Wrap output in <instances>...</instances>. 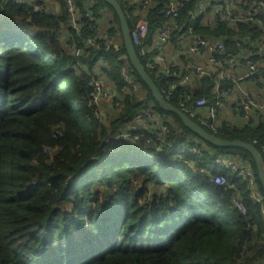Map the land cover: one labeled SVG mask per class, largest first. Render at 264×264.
<instances>
[{"label":"trees","instance_id":"16d2710c","mask_svg":"<svg viewBox=\"0 0 264 264\" xmlns=\"http://www.w3.org/2000/svg\"><path fill=\"white\" fill-rule=\"evenodd\" d=\"M74 1L80 14L88 9L87 2L94 15L103 9L111 14L101 29L115 43L108 50L81 44L78 60L88 69L100 66L122 99L121 109L106 126L94 117L89 79L57 36L61 24L69 28L66 8L54 16L0 0V264H264V191L252 157L242 149L205 142L200 154L179 148H188L196 136L156 104L123 59L114 11L103 0ZM147 1V10L140 14L137 5L118 3L130 29L139 18L148 23L146 44L151 45L157 29L169 21L163 10L170 0ZM180 1L185 8L176 22L182 25L191 21L202 0ZM260 1L231 2L248 11ZM261 31L244 22L230 25L211 19L193 25V35L223 40L222 60L254 54L251 41ZM68 33L77 43L90 36L87 26L80 35L71 28ZM176 36L172 34L171 44ZM258 58L250 56L253 63ZM139 59L144 66L145 58ZM122 69L134 75L137 94L130 93ZM214 76L195 79L166 101L179 110L186 96L189 103L213 104ZM150 77L164 96L171 79L161 73ZM248 78L263 83L264 70L257 67ZM231 87L229 80L220 84V89ZM139 96L148 102H139ZM150 103L160 117L172 115L180 129L168 137L174 148L158 152L152 144L122 143L115 151L118 145L109 143L110 134ZM228 108L240 118L241 97ZM220 119L216 137L252 144L263 155L264 114L254 113L248 121L240 118V124ZM231 155L250 165L261 203L252 199L239 174L215 167L216 160ZM217 175L225 179L224 185L213 183ZM235 198L246 215L235 207Z\"/></svg>","mask_w":264,"mask_h":264},{"label":"built area","instance_id":"2783aa9c","mask_svg":"<svg viewBox=\"0 0 264 264\" xmlns=\"http://www.w3.org/2000/svg\"><path fill=\"white\" fill-rule=\"evenodd\" d=\"M2 1L24 5L21 0ZM133 3L138 6L139 14L144 13L149 6V1L147 0H133ZM65 5L69 16V28L80 35L81 29L84 26L88 27L89 37L84 40L81 39V42L77 43L68 33L64 39V44H68L66 45L68 51L76 58V67L83 71L89 79L87 83L90 88L88 95L89 106L94 108V117L106 126L111 124L117 117L121 109L122 99L112 87L106 85L104 74L99 66H95L94 69H88L78 58L83 54L81 44L85 47L95 49L103 47L108 50L115 43L114 38L108 36L101 29L102 25L98 15H94L89 9H86L84 14H80L74 0H65ZM28 8L36 11L32 6ZM184 8L183 1L170 0L168 2L163 13L169 21L157 29L151 45L146 44L149 27L144 19H137L132 29H130L131 42L138 57L146 60L144 64L145 70H148L151 75L156 76L161 73L171 79L167 89L163 91L164 98H169L173 91L180 87H191L195 79H201L204 76L211 77L214 74L216 81L214 88L216 94L215 102L211 105H208L204 100H196L189 103L190 98L186 96L180 102V110L186 116L193 121H197L204 128L213 132L210 134L216 136L217 126L222 122L219 110L228 109L229 103L238 96L242 100L243 113L240 118L243 121H248L254 113L264 114V103L257 99L256 96L243 92L240 88L241 81L257 71L256 63H253L250 59L253 54L247 53L242 57H230L222 60L220 57L225 55L223 40L209 41L193 35V25L198 21H206V19H211L215 23H228L230 25L244 22L264 30V0L252 5L248 11L239 10L229 0H217L214 3L211 0H202L197 4L195 13L190 15L191 21L187 24L179 25L176 20L179 19L180 12ZM208 8L209 11L211 10L210 14L209 12L207 13ZM174 33L177 34V42L171 44V36ZM167 49L169 52H167ZM151 50H157L158 53L150 54ZM181 56L185 58V63L180 62ZM240 62L241 66L246 70L244 74L238 73L236 64ZM97 67L99 69H96ZM121 72L130 93L137 94L139 85L135 81L134 75L128 73L125 69H122ZM225 80H229L232 83V87L220 89L221 82ZM139 102L148 101L144 96H139ZM153 108L151 103L147 104L133 116L129 123L117 128L110 134L109 143L112 142L118 145L115 151H118L119 145L122 143L131 145L152 144L158 152H162L166 147L174 148L168 137H170L171 130L174 133H181L180 129L174 122L167 120V118H161ZM259 116L262 118V115ZM189 143L190 146L188 148L183 146H179V148L186 149L192 154H200L202 141L190 138ZM261 157L264 161V151ZM237 158L240 159L237 155L220 158L216 160L215 167L239 174L250 190L252 199L257 203H261L262 199L256 192V178L250 165L248 163L244 166L236 165L234 159ZM211 179L215 184H225V179L222 176L217 175ZM233 203L240 214L246 215L245 209L238 198L233 199ZM261 213L264 218V208L261 209Z\"/></svg>","mask_w":264,"mask_h":264},{"label":"water","instance_id":"95a60500","mask_svg":"<svg viewBox=\"0 0 264 264\" xmlns=\"http://www.w3.org/2000/svg\"><path fill=\"white\" fill-rule=\"evenodd\" d=\"M103 1L110 6V8L114 11V13L119 19L122 42L125 48V55L123 56V59L130 63L137 76L140 78L142 83L151 93V96L153 100L156 102V104L164 111L176 115L180 119L183 126L187 128L195 136L200 138L202 142H205L213 147L237 148L246 151L252 157V160L256 168V174L259 183L264 191V161L261 155L259 154L258 150L255 148V146L241 141H228L216 137L210 134L209 132H207L206 130H204L202 127H200L192 119L186 116L181 110L172 107L166 101V99L161 94V92L155 85L154 81L152 80V78L146 72L144 66L142 65L136 53V50L132 45L130 38V28L118 1L117 0H103Z\"/></svg>","mask_w":264,"mask_h":264},{"label":"crops","instance_id":"0c3cea01","mask_svg":"<svg viewBox=\"0 0 264 264\" xmlns=\"http://www.w3.org/2000/svg\"><path fill=\"white\" fill-rule=\"evenodd\" d=\"M229 1H232V0H229ZM123 2H125L126 4H131L133 3V0H126V1L124 0ZM21 3L28 7H31V6L32 8L34 7L36 11L41 10L43 12L50 13L54 16H60L62 14V11L66 8L65 0H21ZM90 4L92 3L87 2L85 4L86 6L84 5L85 8L89 9ZM110 16L111 14L109 11H107L106 9L101 10V12L99 13L101 25L109 22ZM68 31H69V28H65V26L61 24V28H60V31L57 33V36L63 44H64V39L68 35ZM251 44H254V49H255L253 56L259 57L258 59H256V61H258L256 62V65L258 68H261L264 70V30H262L259 33L257 38L251 41ZM167 52H169L168 49H167ZM236 66L238 68L239 74L240 73L244 74L246 72L245 68L241 66V62L236 64ZM99 67H97L96 69H99ZM240 84H241L240 88L243 92L256 96L257 99H259L260 101L264 103V82L263 83L260 81L255 82L251 78H245L241 81ZM106 85H108L107 82H106ZM220 116L227 119L228 121H231L237 124L241 123V119L235 116L233 111L230 108L221 109ZM170 121L173 122V120H170ZM234 162L238 166H244L246 164V162H242L238 158L234 159Z\"/></svg>","mask_w":264,"mask_h":264},{"label":"rangeland","instance_id":"374dc122","mask_svg":"<svg viewBox=\"0 0 264 264\" xmlns=\"http://www.w3.org/2000/svg\"><path fill=\"white\" fill-rule=\"evenodd\" d=\"M122 1H124V0H122ZM126 1V0H125ZM161 118H163V119H166L167 118V120H172L173 119V116L172 115H169V114H167V115H164L163 117H161ZM195 138V140H197V141H201L200 140V138H198L197 136L196 137H194ZM150 188H151V186H149Z\"/></svg>","mask_w":264,"mask_h":264}]
</instances>
